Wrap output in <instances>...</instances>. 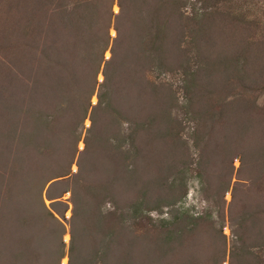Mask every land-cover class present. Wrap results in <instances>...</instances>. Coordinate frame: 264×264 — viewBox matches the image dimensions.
Instances as JSON below:
<instances>
[{
	"label": "trees",
	"instance_id": "obj_1",
	"mask_svg": "<svg viewBox=\"0 0 264 264\" xmlns=\"http://www.w3.org/2000/svg\"><path fill=\"white\" fill-rule=\"evenodd\" d=\"M195 2L188 16L177 0H0V264H60L64 256L66 264H160V244L181 242L203 218L173 208L186 190L176 149H183V121L197 151L199 192L223 202L231 144L253 130L259 133L251 150L255 165L242 188H262L264 119L257 117L254 93L264 89V22L233 0ZM172 71L182 81L181 102L170 84L146 77ZM138 131L150 141L174 131L179 143L172 138L169 145L180 157L166 166L178 176L166 182L146 175L145 191L127 206L132 225L137 218L147 225L143 251H136L132 228L123 255L112 262V231L101 219L113 213L96 217V200L117 174L130 172L122 144L139 154ZM98 170L106 184L93 183ZM175 184L179 190L170 193ZM64 193L71 202L67 249L64 226L53 214L66 209ZM43 198L52 200L50 207ZM163 207L177 212L176 226L158 239L155 229L164 219L149 214ZM253 217L244 213L240 221Z\"/></svg>",
	"mask_w": 264,
	"mask_h": 264
},
{
	"label": "rangeland",
	"instance_id": "obj_2",
	"mask_svg": "<svg viewBox=\"0 0 264 264\" xmlns=\"http://www.w3.org/2000/svg\"><path fill=\"white\" fill-rule=\"evenodd\" d=\"M181 5V11L184 15L190 16L198 7L195 0H177ZM235 3H241V9L246 8L248 16L257 17L261 23L264 22V0H233ZM184 3V4H183ZM243 3V4H242ZM247 3V4H246ZM112 11L116 12L115 4L112 6ZM110 30V35L113 34ZM112 36V35H111ZM185 47H189L186 44ZM108 51L104 53V57L108 56ZM146 77L153 81H160L170 84L171 90L174 92V97L177 101L182 100V81L175 72H150ZM101 78V77H100ZM99 79V74L97 80ZM256 93V94H255ZM254 93V106L258 110L257 117L264 119V89ZM95 102V96L91 97V103ZM175 116L180 119L183 115L181 109H177ZM144 112H140V119L144 117ZM264 123V121H263ZM89 121L86 118L83 121V129L81 137L84 134V129L88 127ZM189 122L181 123V130L178 136L184 139L182 148L176 147L178 153L183 155H174L175 150L169 144L175 145L178 140L174 136V131L167 138L162 140L154 139L150 141L147 133L138 131L135 140V146L139 149V154H134V148L128 143L122 144V149L127 151V160L130 172L128 174H117L113 178L110 188L107 191L102 190L96 200V217L97 215L106 216L108 211L113 213L107 220L101 219L102 227H109L112 231L111 237V252L112 262L119 259L123 255L129 231L133 228L136 235L137 248L136 251L142 253V248L145 243L144 221L140 218L134 219L135 225H132V219H129V209L127 206L131 201L140 198L143 191L142 182L149 174L154 175V179L176 178L178 175L175 169H167V163L178 159L179 168H185V193L181 201L177 202L173 208L179 206V209L186 211V215H200L203 218L197 221V226L191 231L185 232L181 238V242L167 241L166 244H160L158 251L160 264H264V181L261 182L262 188L257 190L251 188V191L242 188L246 185L248 175L254 170V160L251 157V150L256 142L259 141V133L253 130V135L248 137L244 142H233L231 144L232 158L230 159L231 173L229 175V189L223 196L221 203L214 201L209 191L206 190L208 196L203 192H199L197 179L194 177L195 166L194 161L197 159L196 148L188 142ZM132 127V126H130ZM124 133L128 132L126 126L123 127ZM130 129V128H129ZM179 143V142H178ZM82 148L81 140L77 143V150ZM186 162L181 165L180 162ZM150 165H149V164ZM76 169L75 164H71V172ZM99 171V170H98ZM100 172V171H99ZM101 176V177H100ZM93 183L103 185L106 184L108 178L100 175L95 176ZM106 181V182H105ZM178 182V181H177ZM237 187L236 191L231 194V188ZM147 189V182H146ZM160 187H158V190ZM157 190V188L155 189ZM179 187L175 184L171 192H176ZM107 192V193H105ZM61 199L66 204V209L61 214L54 212V216L63 224L65 249L69 244V216L71 214V202L69 193H64ZM47 198H43V203L46 207H50V202ZM253 214L252 220L240 221L242 214ZM177 214L169 208H162L161 213L150 212V216L157 221V218H163L165 224H157L159 228L155 229L156 238L161 239L165 236V230H174L176 225L172 224L173 217ZM107 217V216H106ZM106 220V221H105ZM104 221L106 222L104 224ZM155 221L153 223H155ZM156 226V224H154ZM188 226L191 227V221H188ZM95 238L99 239L101 230L94 229ZM249 254H248V253ZM66 256L60 260V264H66Z\"/></svg>",
	"mask_w": 264,
	"mask_h": 264
},
{
	"label": "water",
	"instance_id": "obj_3",
	"mask_svg": "<svg viewBox=\"0 0 264 264\" xmlns=\"http://www.w3.org/2000/svg\"><path fill=\"white\" fill-rule=\"evenodd\" d=\"M111 35H114V33L113 34H111ZM108 56H106L105 58H107ZM101 75L99 74V79H98V81H100L101 80Z\"/></svg>",
	"mask_w": 264,
	"mask_h": 264
}]
</instances>
